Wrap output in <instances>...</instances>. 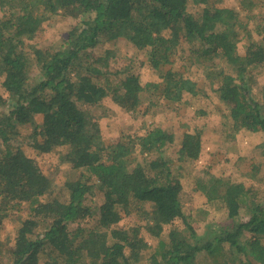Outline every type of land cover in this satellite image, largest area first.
I'll return each instance as SVG.
<instances>
[{"label": "trees", "instance_id": "16d2710c", "mask_svg": "<svg viewBox=\"0 0 264 264\" xmlns=\"http://www.w3.org/2000/svg\"><path fill=\"white\" fill-rule=\"evenodd\" d=\"M242 1L247 14L256 17L253 9L263 0ZM180 2L0 0V232L27 206L14 245L4 244L0 234V264H40V256L44 264H136L149 245L141 226L118 228L123 216L150 215L146 229L158 238L165 224L183 218L182 181L165 155L173 134L157 127L134 141L106 145L92 116L79 106L111 98L134 112L146 92L155 104L163 100L169 107L196 95L192 78L176 68L159 70L172 64L176 54L179 44L169 38L176 27L184 40L195 43L188 53L200 65L208 66L222 52L231 68L220 77L218 95L227 100L236 90L231 109L235 132L264 133V113L250 86L253 70L264 63V46L251 42L245 56H239L238 32H251L240 12L207 4L199 12H186ZM55 16L78 20L67 38L47 48L26 45ZM120 40L146 51L145 61L161 84L144 86L133 74L120 81L103 73L98 65L108 67V58L94 49ZM100 77L104 85L97 82ZM203 132L184 134L181 166L200 155ZM137 145L148 157L140 169L127 165L135 160ZM37 154L56 155L81 171V178L61 187L62 197H52L53 181L33 158ZM260 172L259 165H252L249 176ZM93 190L103 194V201L90 208L85 202ZM250 194L242 182L216 179L206 195L210 201L223 199L228 222L204 237L185 222L187 231L172 230L150 264H198V256L215 258L225 245L238 263L264 264V203ZM71 225L78 227L71 230Z\"/></svg>", "mask_w": 264, "mask_h": 264}, {"label": "rangeland", "instance_id": "374dc122", "mask_svg": "<svg viewBox=\"0 0 264 264\" xmlns=\"http://www.w3.org/2000/svg\"><path fill=\"white\" fill-rule=\"evenodd\" d=\"M180 3L182 10L186 12H199L206 4L219 8L228 7L240 12V19L248 24L251 32H238L241 34L239 36L241 39L237 43L239 56H245L251 42L264 46V31L261 32L260 29L264 25V0L259 7L253 9L256 17L247 14L246 11L249 8L245 7L242 0H209L208 3H202L200 0H181ZM77 22L76 19L63 18L62 16L50 18L43 24L40 32L31 40H25V43L28 46L47 48L55 42L67 38L68 30ZM169 38L176 41L179 46L171 59L172 64L165 65L159 70L164 73L170 68H176L192 78L197 84L196 95H186L185 101L180 105L177 107L171 105L174 108L172 111V108L167 106L163 100L155 104L154 98H150L147 92L142 94V103L134 112L125 111L111 98H105L95 106L79 104L80 108L87 111L100 128L106 145H114L119 141H134L137 137L145 136L157 127H163L174 136V141L165 155L172 162L173 174L182 181L183 218H176L165 224L163 232L158 238L150 235L146 229L148 223H151L150 215L123 216L118 228L141 226V234L149 245V249L143 253L140 261L136 264H150L151 257L158 252L159 242L168 241L167 235L172 230L187 231L185 222L191 224L201 237L206 236L210 231H216L221 225L228 222L227 206L223 199L216 198L210 201L206 195L207 190L212 187L216 179L226 178L233 182H242L247 189H250L251 198L254 197V200L261 204L264 203V133H252L246 130L235 132V120L231 109L234 105L232 95L236 90L233 89L232 93L228 94L227 100H221L218 95L221 86L220 77L224 73L231 72L222 52L217 55L218 57L209 61L208 66L204 67L192 59L188 53L190 48H194L195 43L184 40L182 32L177 27L169 32ZM94 50L95 54H101L108 58V67L104 68L98 65L103 73H106L105 75L121 81L127 75L133 74L139 77L144 86L151 82L162 83V78L145 61L146 51L138 50L124 40L103 43ZM235 69L236 65L233 70ZM252 76L251 96L261 106L264 113V63L253 70ZM226 78L225 82L230 83L228 76ZM97 82L104 85V77L98 78ZM0 90L3 92L1 88ZM198 129L204 130L201 153L197 158H194L195 161L187 162L181 166L180 150L184 134L194 133ZM137 146V152L133 156L135 160L131 159L127 165L140 169L139 166L147 163L148 157L146 154H142ZM33 158L53 181L54 187L49 191L52 197H62L60 188L81 178V171L74 170L70 164L61 162L56 155L37 154L33 155ZM252 165L260 166L261 172L257 177L249 176ZM102 201L103 194L93 190L87 195L85 204L94 208ZM23 207L24 209L20 213L16 211L13 217L5 221L0 232L1 241H4V244L14 245L21 227L19 216H27V206L23 205ZM242 213L239 218L245 220L246 216H243ZM82 226L83 224H81ZM77 227V225H71L70 228L75 230ZM228 247L225 245L223 254H218L212 259L203 253L198 256L197 263L241 264L238 263V259L236 260V256L232 255ZM39 260H41L40 264H44L41 256ZM251 264L259 263L251 260Z\"/></svg>", "mask_w": 264, "mask_h": 264}]
</instances>
